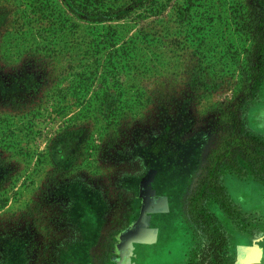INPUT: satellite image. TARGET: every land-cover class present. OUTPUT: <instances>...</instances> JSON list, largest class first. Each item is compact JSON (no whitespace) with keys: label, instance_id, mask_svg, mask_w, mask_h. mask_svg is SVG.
<instances>
[{"label":"rangeland","instance_id":"1","mask_svg":"<svg viewBox=\"0 0 264 264\" xmlns=\"http://www.w3.org/2000/svg\"><path fill=\"white\" fill-rule=\"evenodd\" d=\"M239 2L264 35V0H0V264H187L199 206L220 264H264V73L241 82Z\"/></svg>","mask_w":264,"mask_h":264},{"label":"trees","instance_id":"2","mask_svg":"<svg viewBox=\"0 0 264 264\" xmlns=\"http://www.w3.org/2000/svg\"><path fill=\"white\" fill-rule=\"evenodd\" d=\"M239 3L240 5L238 8V14L236 15V19L238 22L236 24H238L240 30L245 29V31L247 30V33L253 34L252 38L255 42L252 49H250L249 54H247L246 56L245 63L242 64L241 76L243 77V79H241V82H247L246 84L250 82L253 86H249V88H253L258 86L260 75L264 73V63H262L264 54V35L261 33L262 29L260 26L263 25V21H261L260 14L258 13L256 7L249 6L246 8L251 9L247 10L241 2ZM79 6L84 9L85 13L89 14L91 12L87 11V5L78 4V8ZM74 10L76 11L77 8L75 7ZM94 10H97V14H102L100 15V17H95V15L92 14V18L98 20H101V18L111 19L113 16H122L119 13H114L112 10L117 9L113 8L103 12H101L100 9ZM109 12H112L113 14H110ZM253 58H258V60H260V63L254 62ZM199 80V82H196V79H194L193 84H196L195 86L199 89H202V87L207 88L206 82L202 81L201 79ZM247 139H250L248 140L250 145H253V147L257 146L259 140L257 136H248ZM214 164V168H217V163ZM215 172L216 170L214 171V173ZM214 173H212L213 176ZM212 178L213 180L209 181L207 185H204V182H201L198 186V192L204 194L206 188H213L212 190H214L215 188L218 189L216 176ZM198 210L199 211L193 217L192 223L198 226L200 234L204 238V242L202 246L192 250V254L187 264H220L223 259V252L226 243L225 237L219 225L215 221L214 214H208L203 206H199Z\"/></svg>","mask_w":264,"mask_h":264}]
</instances>
